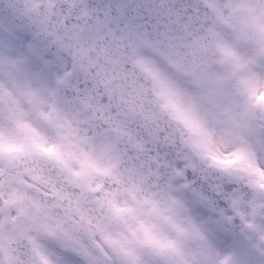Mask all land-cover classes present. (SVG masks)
Returning a JSON list of instances; mask_svg holds the SVG:
<instances>
[{
	"label": "snow or ice",
	"instance_id": "snow-or-ice-1",
	"mask_svg": "<svg viewBox=\"0 0 264 264\" xmlns=\"http://www.w3.org/2000/svg\"><path fill=\"white\" fill-rule=\"evenodd\" d=\"M0 8V264H264V0Z\"/></svg>",
	"mask_w": 264,
	"mask_h": 264
},
{
	"label": "water",
	"instance_id": "water-1",
	"mask_svg": "<svg viewBox=\"0 0 264 264\" xmlns=\"http://www.w3.org/2000/svg\"><path fill=\"white\" fill-rule=\"evenodd\" d=\"M0 2H2V0H0ZM13 2H15V0H13ZM21 2H22V0H21ZM6 18L10 19L12 21V24L13 23H16L17 25L19 24L18 19H14V17H12V15L10 13H8L6 10L0 8V27Z\"/></svg>",
	"mask_w": 264,
	"mask_h": 264
}]
</instances>
